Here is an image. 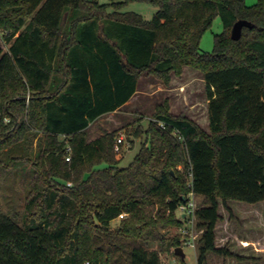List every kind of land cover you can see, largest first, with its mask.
<instances>
[{"label":"trees","instance_id":"obj_1","mask_svg":"<svg viewBox=\"0 0 264 264\" xmlns=\"http://www.w3.org/2000/svg\"><path fill=\"white\" fill-rule=\"evenodd\" d=\"M152 1L145 19L98 0H0V165L29 163L22 214L0 208V264H163L161 251L185 236L163 229L182 224L176 210L191 192L204 196L198 264L211 251L248 258L220 232L229 199H264V0ZM216 16L223 31L201 51ZM240 18L251 25L234 39ZM187 64L203 72L209 132L162 103L132 130L143 139L128 166L118 129L88 138L142 72L169 84Z\"/></svg>","mask_w":264,"mask_h":264},{"label":"rangeland","instance_id":"obj_2","mask_svg":"<svg viewBox=\"0 0 264 264\" xmlns=\"http://www.w3.org/2000/svg\"><path fill=\"white\" fill-rule=\"evenodd\" d=\"M100 3H107V9L119 8L121 11H134L141 14L145 19H151L157 10V5L152 0H98ZM253 4L257 0H246ZM223 31V22L220 16H216L211 27L207 28L201 37L200 50L212 51L215 45V34ZM7 30L0 28V46L8 49L9 43L4 38ZM138 92L134 96L131 104L126 106L123 112H113L106 114L100 120H95L88 129L90 135L94 134L98 125H105L112 129H118L117 134L123 137L121 145L122 158L119 166H128L140 150L141 137L132 136V130L138 124V119L142 115L143 124L148 123V119L154 116L159 104H166L170 111L175 114H185L196 121L206 131H210L208 114V96L205 90V80L203 72L197 67L187 64L183 67L181 75L172 74L169 84L161 78L148 71L142 72L138 80ZM125 112V113H124ZM133 138V137H132ZM37 139L33 140L32 146L35 148ZM21 165L13 164L7 168L0 165V208L11 214H22L28 193V175H24L21 168L28 170L27 160L20 161ZM106 163H102V166ZM181 167V165H180ZM195 200L199 205L204 201V196L196 195ZM229 204L233 208L232 216L226 213L221 224V234L229 235L230 247L236 253L246 255V259L224 256L209 252L208 264H264V199L256 202H249L238 199H229ZM177 216L182 220L180 226L170 225L163 230L169 236L183 233V229L190 228V223L183 215V211L178 207ZM121 218V217H120ZM117 217L113 220V225L120 222ZM253 238L255 242H250ZM248 240V241H246ZM221 241V240H219ZM248 242V243H247ZM251 243V244H249ZM199 245V243H198ZM183 243L186 253L184 258L186 264H198V246ZM155 247L161 248L158 243ZM175 247L161 251L163 264L171 261H179V257L174 254Z\"/></svg>","mask_w":264,"mask_h":264},{"label":"built area","instance_id":"obj_3","mask_svg":"<svg viewBox=\"0 0 264 264\" xmlns=\"http://www.w3.org/2000/svg\"><path fill=\"white\" fill-rule=\"evenodd\" d=\"M123 137L119 136L118 141H122ZM70 159V156H67ZM179 208L183 211V215L186 217L187 221L190 223V228L183 229L184 244H190L194 247L198 245V239L203 231V228L197 226V213L198 204L195 200V193L191 192L187 200L179 205ZM127 213H120L119 217H124ZM183 246V245H182ZM168 264H179L177 261H171Z\"/></svg>","mask_w":264,"mask_h":264},{"label":"crops","instance_id":"obj_4","mask_svg":"<svg viewBox=\"0 0 264 264\" xmlns=\"http://www.w3.org/2000/svg\"><path fill=\"white\" fill-rule=\"evenodd\" d=\"M138 92V86H137V90L134 92V94L125 102V103H123L122 105H120V106H118L116 109H114V110H111V111H107V112H104V113H102V114H100L95 120H100V118H102L103 116H105L106 114H109V113H113V112H123V110H125V108H126V106H128L129 104H131L130 102H132V100H133V98H134V96L136 95V93ZM125 113V112H124ZM95 120H93L89 125H88V127H87V131H88V129L91 127V125L94 123V121ZM96 122V121H95ZM105 129H107V130H111L112 128H109V127H107V126H105V125H98L97 126V130L96 131H94V134H92V135H90V133H88V138L89 139H94V138H96L97 136H99ZM250 242H255V240L253 239V238H250ZM246 241H248V240H246ZM249 244H251V243H249Z\"/></svg>","mask_w":264,"mask_h":264},{"label":"water","instance_id":"obj_5","mask_svg":"<svg viewBox=\"0 0 264 264\" xmlns=\"http://www.w3.org/2000/svg\"><path fill=\"white\" fill-rule=\"evenodd\" d=\"M245 25H251V22L246 18H240V19L235 21V23L232 27V32H231V35L234 39H239L242 36L243 27ZM175 252L177 254H179L182 258H185V256H186V253H185L182 245L176 246Z\"/></svg>","mask_w":264,"mask_h":264}]
</instances>
